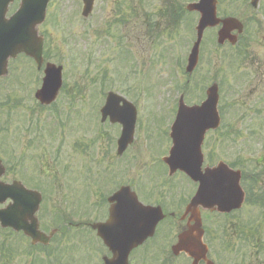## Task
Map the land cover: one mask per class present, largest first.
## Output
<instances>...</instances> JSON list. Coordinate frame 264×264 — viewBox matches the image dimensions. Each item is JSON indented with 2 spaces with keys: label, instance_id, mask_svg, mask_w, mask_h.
<instances>
[{
  "label": "rangeland",
  "instance_id": "1",
  "mask_svg": "<svg viewBox=\"0 0 264 264\" xmlns=\"http://www.w3.org/2000/svg\"><path fill=\"white\" fill-rule=\"evenodd\" d=\"M179 1L185 5L193 0ZM165 4L166 0H95L92 13L85 18L81 15L82 0L51 1L52 14L41 30L48 35L50 61H60L66 71L67 89L56 103L63 117L68 114L64 118L65 128L53 122L57 121L56 107L50 109L53 115L50 110L41 109L34 98L41 75L37 74L35 80L29 76V70H18L16 83L14 73L0 80V101L6 103L0 107V136L7 139L4 144L6 154H2L8 169L5 178L10 181L16 177L14 165L23 151L28 157L39 158L36 161L44 162L47 167L45 175L35 182L44 196L38 213L42 230L48 233L56 225H62L63 221L57 222L60 215L72 221V225L80 223V227L72 226L67 234H57L53 238L48 250L50 255L40 249L33 252L40 260L44 259L41 263H35L33 255L25 253L29 240L0 231V264H101V256L106 251L84 223L97 221L105 215L98 204L100 197L107 193L96 187L99 172L101 175L109 172L113 179L119 181L120 176H114L118 169L114 165L115 145L111 142L119 127L110 129L106 126L102 136L97 138L92 115L96 105L103 103L110 90L128 95L135 102L138 114L129 155L135 161L134 178H148L144 176L146 163L160 151L158 141H162L163 136L165 119L158 123V112L161 113L164 104L176 95L172 56L178 55L180 64L184 63L196 23V13L185 14L175 23L170 20L166 23L159 14ZM246 4V0H221L218 7L221 16L228 14L243 21L253 18L260 21L261 24L254 20L248 24L250 39L242 46V53H234L236 49L233 47L215 46L216 37L213 31L210 32V45L208 36L200 50L198 71L187 85L198 94L200 86L204 92L212 82L222 83V103H234L232 110L225 115L222 130L230 127L228 132L231 135L236 133V136L215 146L211 141L220 132L210 133V159L245 163L246 167L255 170L257 174L251 179L254 199L263 200L259 204L245 203L241 211L228 218H214L212 227L218 229V234L212 240V249L214 254H218L217 264H264V19L259 17V12L264 13V0L256 9H249ZM124 17L128 19L127 23ZM122 37H126L125 48L139 55L142 65L146 62L150 67L152 64L146 78L147 86L144 85L146 89L139 85V81L133 84L138 77L133 78L127 63H124L125 49L123 52L118 47ZM223 55L228 57L221 63ZM180 80L184 84L187 81L183 75ZM230 85L234 86L231 91ZM74 91L82 95L73 96L70 92ZM90 97H93V102L87 104ZM88 114L92 116L90 119ZM41 121L43 126L40 129L37 123ZM38 137L51 142L47 150L36 142ZM30 142H33L31 148H26ZM75 142L80 146L73 150ZM207 146L205 153L208 152ZM55 153L58 165L52 163L48 166ZM26 166L28 172L35 171V160L26 159ZM87 174L90 176L89 188L85 187L87 179L83 183L79 180ZM56 180L60 191L54 194L52 184ZM89 203L91 205L88 206ZM241 223L246 225L247 231L243 237L236 233ZM250 233L254 236L251 237ZM147 258L153 257L149 254ZM159 264L186 263L168 252V256L162 255Z\"/></svg>",
  "mask_w": 264,
  "mask_h": 264
},
{
  "label": "water",
  "instance_id": "2",
  "mask_svg": "<svg viewBox=\"0 0 264 264\" xmlns=\"http://www.w3.org/2000/svg\"><path fill=\"white\" fill-rule=\"evenodd\" d=\"M48 0H28L26 2L23 1L22 7H24L25 15L26 14H33L37 16V20L33 21L26 30V33L29 34L28 41H24L21 39L19 42L18 50H24L28 54L39 58L40 53V44L39 39L36 36L35 32V25L38 22H41L44 17V9L45 5ZM85 1V11L84 13L87 14L91 10L92 0H84ZM209 5V2L206 3ZM213 21L214 18H211ZM206 19H203V22L201 23L199 27V34L202 32L204 27L207 25ZM227 27H229V23H227ZM198 44H196L197 49ZM16 49V48H15ZM13 52V51H12ZM196 62V51H193V54L190 59V66H193ZM5 65V62H2V66ZM48 83V88H46V85ZM60 85V81L57 79L49 80L45 83V87L40 90L37 93V97L40 98L44 102H49L52 100L56 94V90ZM211 95H215V91L213 89H210L209 92ZM52 96V99H51ZM214 100L211 98V100L206 104V107L204 109L210 108V111L213 109ZM120 120L125 124L126 126V138L129 136V138L126 140V143L131 140L132 137V128L133 125L130 121V118L127 116L126 111H122L120 113ZM206 121H210L208 125L203 128L204 124L198 127L197 131H200L198 133V137L196 139L195 137H189L186 135V138H188L185 142L187 143L184 149L181 151V156H186L185 154L190 157L191 161L188 163V166L186 167L187 170L195 176L196 179L200 180L201 185L199 192L193 202V204L190 206L189 210L192 212L193 218L196 220V224L189 226L187 230H185L182 234L179 236V242L174 247V250L176 253L180 251H185L188 255L194 258V264H198V262L201 259H204L206 261V264H213L211 261H208L206 259V246L202 242V230L200 228L199 220L198 218V210L197 206L200 204L204 207H207L208 205V193H207V173L204 175L199 174L198 177V170H197V158H198V166L200 168V164L202 161L200 148L197 147L195 149V152L192 151L193 144L197 141L199 144L201 143L202 137L204 135L205 130L209 126H214L213 119L209 118L206 119ZM203 128V129H202ZM176 136V135H175ZM196 153V155H195ZM181 163H184L180 161ZM3 172V168L0 164V176ZM239 176L238 174H235L231 172L224 164H219V166L216 169L210 170V208H213L214 206H217L220 211H230L233 208L240 207L241 201H242V192L240 190V187L238 185ZM2 187H0L1 189ZM6 191L1 192L0 201L3 200L6 196L13 195V198L15 199V205L9 206V208L6 210V213L3 211H0V217L2 218V225L8 226L11 225L15 229H21L30 235L33 238V242L36 243L37 241H47V236L43 233H41L38 230V223L37 220L34 218L33 213L37 209V205H35V201L31 199H20L16 194L14 193L13 188L3 189ZM38 202V201H37ZM34 206V207H33ZM24 210V211H23ZM134 210L136 214L133 218L129 219V221L121 223L119 226V230L123 231L124 236L126 237V247L125 250L123 249L122 252L119 253L118 250L114 251V255L112 259L106 260L107 264H126V254L136 246L139 242H141L150 232L153 224L155 223V220H157V217L152 218L150 215L152 213V208L150 207H143L141 206L137 200L134 201ZM151 217L152 220L146 222V220ZM119 219L114 218L110 225L108 227H113L118 223ZM106 224L100 225V224H94V228H103L105 229ZM103 234V233H102ZM105 241L112 247L113 242L111 239H109V236L103 235Z\"/></svg>",
  "mask_w": 264,
  "mask_h": 264
},
{
  "label": "flooded vegetation",
  "instance_id": "3",
  "mask_svg": "<svg viewBox=\"0 0 264 264\" xmlns=\"http://www.w3.org/2000/svg\"><path fill=\"white\" fill-rule=\"evenodd\" d=\"M207 165L210 168V138L208 141V156H207ZM161 201V199H160ZM175 201V200H174ZM157 205V204H156ZM174 206V203L172 204ZM164 207V206H163ZM206 214V220L204 221L206 237L210 243V208L208 210H202ZM184 213V209L179 215V222L176 220L168 221L161 229L160 234H156L152 239H149L144 246L134 250L133 257L139 261V264H147L146 257L150 254L153 258L150 259L151 264H159L161 261L162 255L168 256V251L171 249V235L175 228H183L187 225V218L181 220V216ZM108 215V211H107ZM174 216V213H171ZM162 235V236H161ZM156 237V238H155Z\"/></svg>",
  "mask_w": 264,
  "mask_h": 264
},
{
  "label": "snow or ice",
  "instance_id": "4",
  "mask_svg": "<svg viewBox=\"0 0 264 264\" xmlns=\"http://www.w3.org/2000/svg\"><path fill=\"white\" fill-rule=\"evenodd\" d=\"M119 111H121V112H122V111H124V110H123V109H120Z\"/></svg>",
  "mask_w": 264,
  "mask_h": 264
}]
</instances>
